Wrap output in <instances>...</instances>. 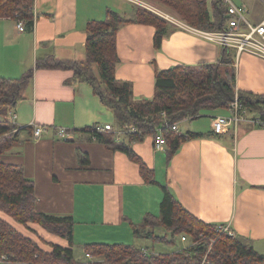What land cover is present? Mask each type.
Listing matches in <instances>:
<instances>
[{"label":"crops","instance_id":"crops-1","mask_svg":"<svg viewBox=\"0 0 264 264\" xmlns=\"http://www.w3.org/2000/svg\"><path fill=\"white\" fill-rule=\"evenodd\" d=\"M136 1L34 0L30 32H19L14 20L0 19V77L16 80L33 70L23 99L12 111L13 125L43 129L37 139L33 133L20 134L19 142L3 152L1 161L21 169L33 181L37 212L74 219L72 249L78 264L86 261L88 244L135 245L139 239L133 229L148 215L158 214L162 192L156 184L143 181L138 165L124 153L106 148L83 132L115 125L114 115L91 87L75 80L71 70L35 69L37 60L85 61L88 23L103 21L109 11L115 12L128 21L116 33L115 76L130 83L132 99L140 101L153 98L156 71L214 65L223 49L201 37L196 28L184 26L163 38L156 50L155 28L132 22ZM234 3L247 9L249 22L264 19L259 0ZM232 67L237 91L264 96V59L242 54L235 64L233 54ZM229 113L206 110L200 118L180 122L179 132L205 136L182 143L169 160L166 147L156 151L150 136L129 146L154 171L153 179L165 185L188 213L206 224L229 225L237 238L264 255V126L245 118L228 133L215 134L213 119ZM60 129L67 131V140L58 137ZM118 138V144L127 143L125 135ZM0 220L43 252H51L53 245L69 247L66 240L40 225L19 224L1 209ZM77 234L81 253L75 255ZM180 241L186 242L181 237Z\"/></svg>","mask_w":264,"mask_h":264},{"label":"trees","instance_id":"trees-1","mask_svg":"<svg viewBox=\"0 0 264 264\" xmlns=\"http://www.w3.org/2000/svg\"><path fill=\"white\" fill-rule=\"evenodd\" d=\"M170 7L192 28L217 32L226 22L225 7L210 4L207 0H157ZM34 0H0V19L23 22L25 31H32ZM128 21L109 11L103 21H90L86 29L84 46L85 61L66 62L53 58L39 59L35 69H62L73 71V78L88 84L100 102L115 118L112 132H99L91 127L83 132L106 148L124 153L138 165L146 184H156L162 192L157 215H148L133 229L137 239L165 241L173 244L174 237H184L187 246L171 254H154L146 247L127 244H88L84 249L98 264H264V255L256 252L251 244L235 235L215 232V226L197 220L175 199L169 189L153 179L154 171L147 167L140 156L129 146L130 142H142L162 134L168 160L180 145L205 135L193 132L181 133L172 129L184 120L201 117L206 110H226L237 99L242 109L255 113L264 122V96L254 95L235 88L232 67L233 54L223 48L217 64L180 66L155 72V93L151 100L134 101L131 84L116 79L115 69L119 63L116 52V33ZM132 22L155 28L154 48L158 50L163 38L176 30L169 22L143 9L137 8ZM97 68L96 77L91 66ZM232 69H228L229 67ZM90 72V73H89ZM33 70L20 79L0 77V209L22 225L38 224L49 234L66 240L69 247L57 245L51 252H43L32 240L25 238L7 223L0 220V260L18 264H78L73 255L75 221L71 217H55L37 212L35 188L23 171L2 163L5 150L19 142L20 134L33 133L32 127L16 128L12 123V111L23 99L30 85ZM167 125V126H166ZM134 133L124 134L127 143L118 144L115 131L124 127ZM121 137V136H120ZM169 232L171 240L155 234V229ZM210 249V250H209Z\"/></svg>","mask_w":264,"mask_h":264},{"label":"built area","instance_id":"built-area-1","mask_svg":"<svg viewBox=\"0 0 264 264\" xmlns=\"http://www.w3.org/2000/svg\"><path fill=\"white\" fill-rule=\"evenodd\" d=\"M264 5V0H259ZM209 4L223 5L225 7L226 22L223 28L217 32L194 30L204 39L217 44L221 48H226L234 54V63L237 64L242 54H250L255 57L264 59V19L259 23H251L247 20V9L241 5L235 4L232 0H207ZM17 30L19 32L25 31L23 22H17ZM184 27V26H183ZM188 28V27H187ZM190 29V28H189ZM247 111L242 109L235 98L234 102L230 105V113L228 116H216L213 119V132L217 135L226 134L231 128L235 129L239 122L244 121ZM15 115L12 114V123L14 122ZM253 122V121H251ZM254 124L262 127L264 122L255 119ZM34 126V125H33ZM167 126V125H166ZM33 137L39 138L43 133L40 127H33ZM99 132H112L114 129L111 125H102L96 128ZM172 129L177 130V125H172ZM133 128L124 127L123 130L115 131V135L120 137L126 133H134ZM67 131L60 129L58 137L62 140H67ZM94 139V138H93ZM165 141L162 134H158L154 140V148L156 151L164 149ZM215 232L220 234H227L233 236L234 233L229 225L217 224L215 225ZM185 241V238H181ZM86 261L81 264H98L94 257L85 253ZM5 263V258L2 257L0 264ZM205 264V259L202 261Z\"/></svg>","mask_w":264,"mask_h":264},{"label":"rangeland","instance_id":"rangeland-1","mask_svg":"<svg viewBox=\"0 0 264 264\" xmlns=\"http://www.w3.org/2000/svg\"><path fill=\"white\" fill-rule=\"evenodd\" d=\"M233 2L236 0H232ZM136 3L138 4L135 5L136 8H140L143 9L149 13H152L153 15H156L159 18L164 19L165 21L169 22L173 27H183V26H188L186 23H184L183 21L180 20V18L177 16V14L168 6L164 5L163 3L157 1V0H137ZM208 3V2H207ZM208 5H210L208 3ZM197 29V28H196ZM229 67V66H228ZM91 68V72L93 74V76H97L96 75V71L97 68L94 64H92ZM228 69H232L231 67H229ZM90 73V72H89ZM230 110V106L228 109H226V111ZM245 117L250 120V121H255V115L252 114L251 112L246 113ZM3 120V118H0V121ZM200 121H203V119H200ZM252 122V124L254 125V123ZM154 140V138H153ZM215 226V225H214ZM88 229H84L83 232H87ZM82 231H80L81 233ZM155 234L157 236L160 237H166V239L168 241L171 240V235L169 232L165 231L162 228H157L155 229ZM174 243L170 244L167 243L165 241H156V240H135V245L136 247H141L144 248L146 247L150 253H154V254H171V253H175L183 248H185L187 246L188 241H186L185 243H182L180 241V236H176L174 237ZM78 241H81V239H78V234L76 237V247L74 248V253L76 254H80L81 253V247L80 249L77 248L78 246ZM210 250V249H209ZM205 259V258H204Z\"/></svg>","mask_w":264,"mask_h":264}]
</instances>
